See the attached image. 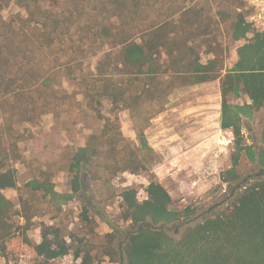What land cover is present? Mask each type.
Instances as JSON below:
<instances>
[{
	"label": "trees",
	"instance_id": "1",
	"mask_svg": "<svg viewBox=\"0 0 264 264\" xmlns=\"http://www.w3.org/2000/svg\"><path fill=\"white\" fill-rule=\"evenodd\" d=\"M195 1L0 0V255L17 230L11 222L14 205L3 195L17 187L15 164L22 155L16 125L34 124L54 104L75 97L59 85L61 73L78 84L87 107L103 123L98 133L85 136L84 146L72 157L70 171L77 172L70 180L72 193L80 191L82 168L94 167L95 179L99 172L113 178L148 170L143 152L151 150L144 130L165 110L175 89L218 81L220 128L234 135L231 167L220 174L227 192L215 208L207 213L209 207L191 203L175 209L169 193L153 181L143 201L134 189L125 188L119 219L126 227L103 212L97 214L112 230L106 234L104 257L119 264H264V174L246 181L224 201L244 180L237 172L241 155L256 173L264 171V125L262 146L243 144L241 129L242 116L252 118L264 107V32H255L246 22L248 10L242 0H220L228 12L223 24L232 41H243L235 64L224 71L220 30ZM12 3L21 12L7 21L2 12ZM202 50L212 56L205 63ZM89 58H96L95 68L84 73L82 66ZM241 97L249 103L230 102ZM103 101L110 103L112 117L102 115ZM122 113L130 120L137 118L133 141L122 136ZM40 175L41 180L33 179L26 187L62 198L54 191L51 175ZM87 194L85 190L82 195ZM20 217L21 229L30 230L33 216L24 211ZM22 239L33 250L36 264H51L69 254L79 261L75 264L94 263L92 247L84 243L74 248L73 236L67 240L57 226L42 224L38 243L26 235ZM117 239L119 248L113 245Z\"/></svg>",
	"mask_w": 264,
	"mask_h": 264
},
{
	"label": "rangeland",
	"instance_id": "2",
	"mask_svg": "<svg viewBox=\"0 0 264 264\" xmlns=\"http://www.w3.org/2000/svg\"><path fill=\"white\" fill-rule=\"evenodd\" d=\"M196 3L198 7H204L207 10L206 14L212 16L216 22L215 28L220 30L217 32L218 40L226 50L224 71L229 70L237 60L236 50L243 44V41H232L229 30L223 24V20L227 19L228 12L220 5V0H197ZM166 10L167 8L164 7L162 13L165 14ZM19 12L21 10L12 3L4 9L2 16L8 21ZM211 58V55L205 54L202 50L200 54L202 63ZM95 63L96 58L84 61L83 72L94 71ZM57 81L66 93H74L75 97L65 103L54 104L51 111L42 115L34 124L16 125L15 131L21 137L18 146L22 155L21 162L15 164L17 187L4 190L3 195L14 205L11 222L17 230H15V235L6 241V251L3 256L0 255V264H36V256L33 250L23 243L22 236L26 235L31 243H38L42 224L60 227L67 234V240L72 235L74 248L80 247L84 243L91 246L95 258L93 264H119L103 256L108 245L106 234L111 233L112 230L104 220L98 217V212H103L114 224L122 228L126 227L127 224L119 219L122 190L125 188L134 189L137 192V199L143 201L146 198L147 185L152 181L156 182V179H160L162 182L167 181L170 176V167L178 169L177 177L182 181V184L190 186L193 191L198 193L197 199H192L187 203L180 202L184 195L181 193L176 195L173 198L175 209H181L191 203L196 204L199 208L207 209L224 198L227 186L216 180L218 176L220 177L221 172L231 167V155L235 147L234 135L231 130L220 128L223 135L219 134L217 140L213 137L210 142H207L203 151L212 156L217 164L212 166V169L204 177L201 176L204 173L203 159L200 155L202 153H195L180 162L170 164V161H174L175 153H171L172 151L168 149V146L178 142L183 148L193 143L192 133L203 127L202 118H196L197 116L204 117L205 123L208 124L206 127L213 133V136L215 133H221L217 125L213 124L217 122V119L220 121L218 81L178 88L167 97L165 110L156 115L150 121L149 127L144 130L145 139L151 150L143 152L145 165L148 167L147 171L137 175L118 174L113 178L99 172L98 179H95L93 176L94 167L82 168L78 172L80 178L78 193H72L70 187V180L77 176L76 171H70L72 157L78 148L84 146L85 136L90 133H98L102 129L103 123L96 119L87 107L75 81L67 79L61 73L58 75ZM230 102L239 105L249 103L245 97L233 98ZM135 108V104H131V109ZM111 110L110 103L103 101L100 106L102 115L112 117ZM188 110L192 112L190 121L178 117ZM167 114L177 116L175 121L169 120L163 123V119L157 120ZM120 119L122 136L128 141L135 140L134 127L137 124V118L130 120L126 113H122ZM1 122L0 118V124ZM263 125L264 107L255 112L252 118L242 116L243 144L262 146L260 137ZM224 131L229 134H225ZM228 137L231 142L228 145H222V142ZM181 149L179 147L178 150ZM43 171L51 175L54 191L63 196L62 198H50L43 195L42 192H34L30 187H26V184L33 179L41 180L40 173ZM237 172L241 180L256 173L243 155L240 157ZM198 177H201L204 182L208 180L211 185L208 188H206V183L191 185V181L195 178L198 180ZM85 190H88V194L83 196ZM186 191L190 194L188 189ZM24 211L33 216V226L28 231L21 229L24 220L20 217V212ZM79 240L82 244L78 242ZM113 245L119 248L121 239L114 241ZM78 262L75 261L72 254H69L51 264H75Z\"/></svg>",
	"mask_w": 264,
	"mask_h": 264
},
{
	"label": "crops",
	"instance_id": "3",
	"mask_svg": "<svg viewBox=\"0 0 264 264\" xmlns=\"http://www.w3.org/2000/svg\"><path fill=\"white\" fill-rule=\"evenodd\" d=\"M174 110V109H173ZM190 113H192L190 110L188 111H184V113L182 114V116H178V117H182L183 120H188L190 121L192 118L190 117ZM208 116V115H206ZM177 117V116H176ZM175 115L173 114H167V116L165 117H160L159 119H163L162 122H168L169 120L175 121L174 119H176ZM196 118H202V126L197 132H193L192 133V137H193V143L188 145L187 147L183 148L181 147V143H175L174 145H170L168 146V149H170V151H172L171 153H175V157H174V161H170V164H174L175 162H180L182 160H184L185 158L194 155L195 153L200 154L201 155V159L202 163L204 164V173L201 175L202 177H204L206 174H208L209 170L212 169V166L216 165L217 162L216 160L210 156L207 155L206 152L203 151V149L206 147L207 142H210L213 137H215V140L218 139L219 134L223 135V131H220V121L217 119L216 124L219 132L221 133H215V135L213 136V133L206 127L208 124L205 123L204 117L203 116H197ZM209 120V118H207ZM225 134H229V132L224 131ZM227 140H230L229 137L226 138L223 142L222 145H228L229 143H226ZM180 147V151L178 150ZM227 147V146H226ZM194 159H196L194 157ZM169 172H170V176L169 179L165 182H162L160 179H156V183L160 184L162 187H164V189L169 193L171 199L173 200V198L178 195L179 193H181V195H184V197L180 200V202L184 203V202H188L192 199H197L198 197L196 195H198V193L196 191H193V189L190 188V186H185L184 184H182V181L177 177L178 176V169L174 168V167H170L169 168ZM217 182H220V177L218 176ZM199 183H206L208 188L211 183L206 180V182L203 181V179L201 177L195 178L193 181H191V185H195V184H199ZM191 187H195V186H191ZM186 189H188L190 191V194L187 193ZM192 193V194H191ZM194 195V196H191ZM197 197V198H196Z\"/></svg>",
	"mask_w": 264,
	"mask_h": 264
},
{
	"label": "built area",
	"instance_id": "4",
	"mask_svg": "<svg viewBox=\"0 0 264 264\" xmlns=\"http://www.w3.org/2000/svg\"><path fill=\"white\" fill-rule=\"evenodd\" d=\"M248 10L246 22L255 32H264V0H242ZM231 142L227 140L226 143ZM225 192V191H224Z\"/></svg>",
	"mask_w": 264,
	"mask_h": 264
},
{
	"label": "water",
	"instance_id": "5",
	"mask_svg": "<svg viewBox=\"0 0 264 264\" xmlns=\"http://www.w3.org/2000/svg\"><path fill=\"white\" fill-rule=\"evenodd\" d=\"M263 174H264V171L262 170V171H260V172H258V173H256V174H252V175H249V176H247L246 178H244V180L240 181L238 184H236L235 186L232 187L230 194L224 199V201H228V200H230L231 197L233 196V194H234L236 191L240 190V189L243 187V185H244V183H245L246 181H248V180L251 179V178L260 177V176H262ZM215 207H216L215 204L212 205V206H210V207L208 208V210H207V213H208L211 209H213V208H215Z\"/></svg>",
	"mask_w": 264,
	"mask_h": 264
}]
</instances>
